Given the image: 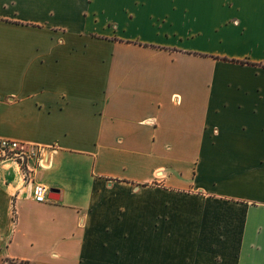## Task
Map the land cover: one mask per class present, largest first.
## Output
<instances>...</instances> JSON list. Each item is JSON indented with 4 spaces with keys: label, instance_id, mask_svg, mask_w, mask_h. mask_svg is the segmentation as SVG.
Returning <instances> with one entry per match:
<instances>
[{
    "label": "crops",
    "instance_id": "0c3cea01",
    "mask_svg": "<svg viewBox=\"0 0 264 264\" xmlns=\"http://www.w3.org/2000/svg\"><path fill=\"white\" fill-rule=\"evenodd\" d=\"M203 1L0 0V137L55 148L0 163V264H264V0Z\"/></svg>",
    "mask_w": 264,
    "mask_h": 264
},
{
    "label": "built area",
    "instance_id": "2783aa9c",
    "mask_svg": "<svg viewBox=\"0 0 264 264\" xmlns=\"http://www.w3.org/2000/svg\"><path fill=\"white\" fill-rule=\"evenodd\" d=\"M53 146H40L27 142H21L10 138L0 137V163L15 162L26 166L33 161L36 166L45 167L48 160L45 161L44 156L48 151H54ZM47 189L40 183H35L32 187L33 199L37 202H46Z\"/></svg>",
    "mask_w": 264,
    "mask_h": 264
},
{
    "label": "rangeland",
    "instance_id": "374dc122",
    "mask_svg": "<svg viewBox=\"0 0 264 264\" xmlns=\"http://www.w3.org/2000/svg\"><path fill=\"white\" fill-rule=\"evenodd\" d=\"M202 5L199 10H188L182 14L177 13V19L186 22L184 28L181 26L182 32L187 28H192L205 36L215 35L222 27V18L230 15L229 12H221L225 10H217L213 5V0H204Z\"/></svg>",
    "mask_w": 264,
    "mask_h": 264
},
{
    "label": "water",
    "instance_id": "95a60500",
    "mask_svg": "<svg viewBox=\"0 0 264 264\" xmlns=\"http://www.w3.org/2000/svg\"><path fill=\"white\" fill-rule=\"evenodd\" d=\"M50 197V196H49Z\"/></svg>",
    "mask_w": 264,
    "mask_h": 264
}]
</instances>
